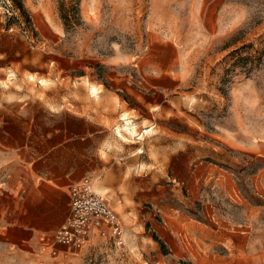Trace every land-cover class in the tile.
Returning a JSON list of instances; mask_svg holds the SVG:
<instances>
[{"label":"rangeland","instance_id":"1","mask_svg":"<svg viewBox=\"0 0 264 264\" xmlns=\"http://www.w3.org/2000/svg\"><path fill=\"white\" fill-rule=\"evenodd\" d=\"M23 2L24 13L0 0V264H264V0ZM172 58L188 66L183 86L156 109L139 102L147 69ZM78 109L92 141L146 152L127 205L101 193L127 226L125 245L95 240L53 257L36 239L17 243L18 229L42 218L38 242L69 197L17 178L16 146L36 137L32 115L76 130ZM125 112L140 135L119 136ZM35 190L50 210L30 209Z\"/></svg>","mask_w":264,"mask_h":264},{"label":"crops","instance_id":"2","mask_svg":"<svg viewBox=\"0 0 264 264\" xmlns=\"http://www.w3.org/2000/svg\"><path fill=\"white\" fill-rule=\"evenodd\" d=\"M168 46L173 52L177 50L175 44L170 43ZM188 75L189 69L184 59L172 58L165 64L155 63L147 69L145 76L144 87L149 95L146 96L142 92L134 93L139 102L156 109L167 101V98L178 92L177 90L183 86ZM40 110L47 111L52 116L61 113L49 108L36 109V111ZM155 111L157 110L153 112ZM125 113L128 117L129 113ZM21 115L22 109L17 114L18 124L23 123ZM72 115L78 120L81 119V128L77 126L74 130L68 120H61L53 124L45 123L47 127L43 129L40 118L34 115L30 117L28 122L31 125L35 124L37 128L36 137L32 136L31 140L17 143V178L33 180V187L41 184L49 189L51 195L65 192L69 197L70 187L74 183L85 176H91L95 180V187H100L104 193L109 194L111 199L118 198L120 202L127 205L126 200L133 198L132 177L135 164L144 163L140 157L146 150L142 148L135 150L132 147L133 144L129 142L116 143L112 148H108L102 139L92 141L90 135H86L85 113L78 109ZM121 119L123 120V117ZM123 123H126V120H123ZM143 128H146V131L150 130L147 125ZM123 139H127V135ZM2 146L7 147V145ZM9 148L15 147L9 146ZM216 172L212 165L204 168V174L207 177ZM109 202L116 209L115 201L109 200ZM52 204L51 197L35 190L30 200V209L45 212L50 210ZM68 212L69 199L66 215ZM41 219L37 218L36 220L39 221L22 224L23 227L18 229L20 236L17 243L22 241L29 244L36 239L37 245V236L33 228L45 224L40 222Z\"/></svg>","mask_w":264,"mask_h":264},{"label":"built area","instance_id":"3","mask_svg":"<svg viewBox=\"0 0 264 264\" xmlns=\"http://www.w3.org/2000/svg\"><path fill=\"white\" fill-rule=\"evenodd\" d=\"M126 233L127 226L120 214L103 194L96 191L94 179L85 176L70 187L69 212L63 222L53 232L38 237V250L58 257L65 252L62 247L75 252L95 240L123 246Z\"/></svg>","mask_w":264,"mask_h":264},{"label":"bare ground","instance_id":"4","mask_svg":"<svg viewBox=\"0 0 264 264\" xmlns=\"http://www.w3.org/2000/svg\"><path fill=\"white\" fill-rule=\"evenodd\" d=\"M29 78L31 80H34V75H29ZM41 83H45L46 81L44 79H40ZM94 89V92H97V88L95 86L92 87ZM123 120H126V123H123L120 127H118V134L121 138H126L125 134H130V135H140L137 133L136 130V123L132 122V120L127 117V113L124 114ZM143 136V134H142ZM96 189V187H95ZM97 191V190H96ZM98 192L102 193V189L99 187Z\"/></svg>","mask_w":264,"mask_h":264},{"label":"trees","instance_id":"5","mask_svg":"<svg viewBox=\"0 0 264 264\" xmlns=\"http://www.w3.org/2000/svg\"><path fill=\"white\" fill-rule=\"evenodd\" d=\"M13 3H14V5L17 7V9L19 10V11H21V12H26V7H25V5H24V2H23V0H11ZM186 264V263H185Z\"/></svg>","mask_w":264,"mask_h":264}]
</instances>
